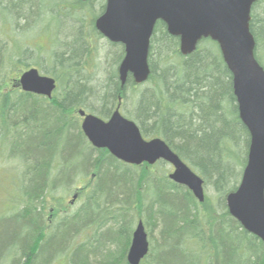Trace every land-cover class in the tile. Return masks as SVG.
Returning <instances> with one entry per match:
<instances>
[{
    "label": "trees",
    "instance_id": "16d2710c",
    "mask_svg": "<svg viewBox=\"0 0 264 264\" xmlns=\"http://www.w3.org/2000/svg\"><path fill=\"white\" fill-rule=\"evenodd\" d=\"M96 1L0 0V176L7 162L19 164L12 165L19 177L13 175L16 179L9 181L15 193L13 204L0 215L3 264H11L13 257L22 264H53V259L61 262L67 256L72 264H128L133 233L140 222L150 233L155 227L160 230V241L150 243V254L142 264H212L213 260L264 264V243L248 233L227 206V196L238 189L247 166L251 136L240 119L233 75L220 45L204 39L193 55L185 57L180 39L159 22L149 56L152 75L146 84L136 85L130 77L123 86L117 71L105 84L91 86L88 64L79 58L91 53L95 37H102L95 29ZM263 3L260 0L254 10ZM105 8L106 4L101 14ZM87 16L90 33L85 32ZM62 20L74 24L73 41L66 43L63 52L54 53L62 46L56 38L48 54L53 57V69L45 72L60 84L51 102L21 90L20 77L30 65L23 59L29 52L20 38L40 23H45L40 34L53 36ZM7 29L18 34L10 39ZM251 32L261 61L264 9L259 16L253 11ZM124 56L122 49L120 62ZM36 59L37 66L45 61ZM130 90L135 94V109L129 115L144 137L166 141L199 172L205 190L211 187L215 192L214 199L206 193V201L200 203L189 189L172 182L167 170L158 176L156 166L127 165L107 151L92 148L76 117L78 110L109 118L119 105L126 111ZM89 175L95 184L89 194L87 188L80 192L84 205L78 212L65 213L66 199ZM47 214L50 223L45 222ZM99 219L117 224L119 242L110 234L102 238L97 231L101 238L91 252L77 239L86 232L88 222V227L101 225ZM113 243L119 245L114 252L109 248Z\"/></svg>",
    "mask_w": 264,
    "mask_h": 264
},
{
    "label": "water",
    "instance_id": "95a60500",
    "mask_svg": "<svg viewBox=\"0 0 264 264\" xmlns=\"http://www.w3.org/2000/svg\"><path fill=\"white\" fill-rule=\"evenodd\" d=\"M259 1L107 0L96 29L111 43L125 48L119 69L123 86L130 76L138 85L149 81L151 41L159 22L167 25L171 36L180 38V51L185 57L193 55L203 39L220 45L233 75L240 119L251 136L247 166L238 189L227 196V206L242 227L264 243V69L256 59V40L251 32L252 11ZM19 82L22 91L49 99L57 89L54 78L41 75L35 68L25 72ZM79 114L84 118L82 130L95 149L107 150L117 160L137 167L166 162L174 168L170 180L188 188L200 203L206 201L204 180L167 142L145 139L139 126L119 109L108 121L85 110ZM149 252L148 234L140 222L133 234L128 263L141 264Z\"/></svg>",
    "mask_w": 264,
    "mask_h": 264
},
{
    "label": "rangeland",
    "instance_id": "374dc122",
    "mask_svg": "<svg viewBox=\"0 0 264 264\" xmlns=\"http://www.w3.org/2000/svg\"><path fill=\"white\" fill-rule=\"evenodd\" d=\"M104 4H106L105 0H97L96 3L93 5V7L95 8L94 11H95V13H97V15H99V13L101 12ZM263 9H264V3L262 5H260L259 7H256L254 10V13L258 14V16H259L260 14L263 13ZM33 20H35V19H33ZM90 21H91V19L90 20L88 19V22H90ZM71 22H67V21L63 22V20H62V23L60 25H57L54 28V31H53V47H54V40L56 38L60 40L61 45H62V46L56 47L54 49V53L55 52H59V53L63 52L65 50L66 43H70L73 41V38H72L73 36H72V31H71L72 28L71 27H73L74 24ZM42 24L45 25V23H42ZM42 24L40 23L37 26L33 27L30 32L24 33L21 36L22 38H20V43L27 47V51L29 53H26L23 56V59H24V61H26V63H28L30 65V68L37 67L35 63H37L39 60L36 58L41 57V59L43 61H44V59H46L44 61L43 65H45V67L47 66V70L49 69V71H50L52 69L51 68L52 65L48 61V59L51 56L48 54L50 53L51 50L53 51V49H52V47L49 46L48 35L46 36L42 33L40 34V29H42ZM89 24L90 23H88L86 25V30H85V32L87 31L88 33H90V25ZM76 26H79V25L76 24ZM55 29H56V31H55ZM2 31H3V29L0 28V35L2 34ZM11 31L12 30L7 29V32H10V39H11V37H13V35L16 36L18 34V31H16L15 34H11ZM92 37H95V36H92ZM10 39H5V41L12 44L13 41H10ZM95 39H97V40H95L93 42L94 48H91V53L89 55L85 53L79 59H81V63L85 64V62H86L88 64L87 65L88 71L90 72V74L92 76L91 77V79H92L91 86H101L102 84H105L108 81V79L112 73L117 72V70L120 66V63H121L120 60H121V55H122V47L119 45H116L117 47L114 48L112 44H110L107 40H105L99 36L95 37ZM260 57H261V63L264 66V50L263 49L261 50ZM41 74L43 76L44 75L50 76V74H48L44 70L41 71ZM82 74L85 76L84 73H82ZM11 85H13V83H11ZM61 87H62V85H61ZM59 90H60V84H59ZM134 95L135 94L131 90L128 92V99L125 100L126 101L125 102L126 111H124V110L122 111L123 115H125L129 119L131 118L129 114L133 113L134 109H135L134 103H133V99H135ZM93 105L95 106V108L100 109L99 105L94 104V103H93ZM76 117H78L81 120L78 113L76 114ZM133 120L134 119H132V121ZM7 163L6 164L8 167L5 166L7 168L1 167L2 170L3 169L5 170V172L8 171L9 169L11 171H9L8 173H5V172L1 173V176H0V215L3 212L8 210L10 204H13L14 198L12 196H14L15 193H14V190L12 189V184L9 181L16 179V177H14L13 175L19 177V175L15 174V172L18 171V168L17 169L13 168V172H12V165L17 166V165H19L18 162L15 161V163H10V162H7ZM162 167L164 168V170L162 169ZM165 170H167L169 172V174L173 172V168L170 165L162 163V164H159L156 166L155 173L158 176H162V175H164L163 173ZM194 172L197 173L199 176H201L197 170L196 171L194 170ZM4 174L6 176H4ZM169 174H167V175H169ZM94 180H95V178L93 176L89 175L85 179V181L83 182L82 185H80V184L75 185L76 191H74V193H72V195H70L66 199V202L64 203L63 207L65 210H63V211H65V213L68 212L69 214H71L73 212H78V210L82 207V205H84V203H85L84 201H86V200L81 199L80 196L74 200L73 197L75 195H79L80 192H85L86 191L85 188L88 189L87 194H89L90 191L92 192V189H93L92 185L94 186V184H95ZM206 193H207L209 198L214 199L216 197V194H215V192H213L211 187L207 188ZM214 202H216V201H214ZM49 207H50L49 211L52 212L51 209L53 208V203H51L49 205ZM49 211H48V213H49ZM5 213H7V212H5ZM69 214H66L65 216H68ZM58 215L54 216L53 220H56L57 217H59ZM51 219L52 218L49 217L47 214V216L45 218V222L50 223L49 221ZM99 221H101V220L99 219ZM134 221H133V223H134ZM138 222H139V220H137L136 223L134 224V228L136 227V224H138ZM104 223L105 222L101 221V225H100V223H98V224L93 225L92 227H88L91 224V222H88L86 232L81 237H79L77 239V241L87 244L88 250L90 249L91 252L94 251V250L92 251L93 246L95 247V251H96L97 244H99L97 241L101 237L102 238H109V234L111 235V237H114V240L116 239L117 242H119L118 237L117 238L115 237V235H117L118 229H119L117 224H115L114 222H110V221L106 222L105 224ZM132 226H133V224H132ZM1 227H3V226L0 225V228ZM97 231L100 232L101 237H100V235H96ZM147 231H148V229H147ZM148 233H149V240H150L151 244H153L154 240L160 241L159 240V236H160L159 228L155 227L152 229V233H150L149 231H148ZM111 237H110V239H113ZM116 240H115V243H117ZM115 243H113L109 247L110 251L114 252L118 249L117 247L119 245H117ZM106 252H109V250H106ZM101 253H102V251H101ZM101 253H99L100 254L99 257L102 258L103 254H101ZM65 256H67V255H65ZM239 256L243 257L244 253H239ZM53 257H55V256L53 255ZM17 260H20V259H18V257H13L11 264H22L23 263V261L21 262V260L18 263ZM0 264H3V259L1 256H0ZM4 264H10V263H9V261H7ZM53 264H72V261H71V258L69 256H67V257L61 259V262H58L56 259H53ZM212 264H222V262L220 261L219 263H217V262H214V260H213Z\"/></svg>",
    "mask_w": 264,
    "mask_h": 264
},
{
    "label": "flooded vegetation",
    "instance_id": "af4514ba",
    "mask_svg": "<svg viewBox=\"0 0 264 264\" xmlns=\"http://www.w3.org/2000/svg\"><path fill=\"white\" fill-rule=\"evenodd\" d=\"M90 1H92V0H90ZM90 1H88V2H90ZM86 3H87V2H86ZM52 17H53V16H52ZM50 18H51V16H50ZM85 19L87 20V22H86L87 24L90 23V22H88V19H89L88 16H87ZM85 19H84V20H85ZM42 28H43V27H42ZM95 29H96V20H95ZM40 30H41V29H40ZM97 32H98V31H97ZM98 33H99V32H98ZM44 35H45V34H44ZM47 35H48V34H46V36H47ZM48 38H49V39H48L49 46L52 47V49H53V36H48ZM51 57H52V56H51ZM51 57L48 59V61H49L50 63L53 62V57H52V58H51ZM44 60H46V59H44ZM259 61H260V60H259ZM260 62H261V61H260ZM51 65H52L51 68L53 69V64L51 63ZM36 66H37V65H36ZM35 68H37L40 72L43 71V70H44V71L47 70V66L45 67V65H43V64H42L41 66H37V67H35ZM29 69H31V68H29ZM50 76L53 77V75H50ZM53 78H54V77H53ZM55 79H56V78H55ZM56 81H57V80H56ZM57 85L59 86V82H58V81H57ZM50 101L53 102V98H52ZM120 102H122V100H120ZM118 107H119V108L121 109V111H122V108H123L122 105H119ZM109 118H110V117H109ZM109 118H107V119H109Z\"/></svg>",
    "mask_w": 264,
    "mask_h": 264
}]
</instances>
